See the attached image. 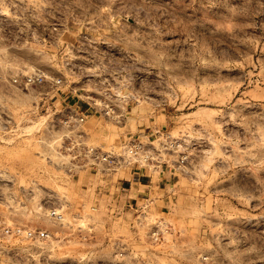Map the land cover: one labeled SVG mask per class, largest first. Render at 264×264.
Here are the masks:
<instances>
[{"label":"rangeland","instance_id":"obj_1","mask_svg":"<svg viewBox=\"0 0 264 264\" xmlns=\"http://www.w3.org/2000/svg\"><path fill=\"white\" fill-rule=\"evenodd\" d=\"M130 136L138 206L86 154ZM0 264H264V0H0Z\"/></svg>","mask_w":264,"mask_h":264},{"label":"built area","instance_id":"obj_2","mask_svg":"<svg viewBox=\"0 0 264 264\" xmlns=\"http://www.w3.org/2000/svg\"><path fill=\"white\" fill-rule=\"evenodd\" d=\"M86 115L80 113L75 120L83 123ZM163 148L158 149L153 145V142L148 140L142 141L138 136H130L121 141L117 147H111L108 150H101L96 148H87L86 154L90 157L92 164L100 166L102 169L109 172H116L119 169H132L140 167L148 169L153 172H161L164 169V159L162 157ZM165 168H169L166 164ZM46 231H28L27 237L29 239L48 238Z\"/></svg>","mask_w":264,"mask_h":264},{"label":"crops","instance_id":"obj_3","mask_svg":"<svg viewBox=\"0 0 264 264\" xmlns=\"http://www.w3.org/2000/svg\"><path fill=\"white\" fill-rule=\"evenodd\" d=\"M124 171L125 176L122 179L107 181L99 191L105 193V196L108 193V197H124L126 203L136 206L140 201H145V197H161L162 191L174 179V173L167 169L157 173H149L136 168Z\"/></svg>","mask_w":264,"mask_h":264}]
</instances>
